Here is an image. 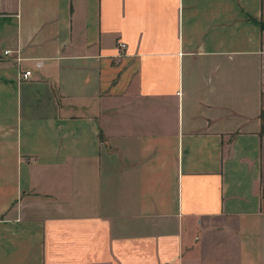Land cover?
Segmentation results:
<instances>
[{"label":"crops","instance_id":"crops-1","mask_svg":"<svg viewBox=\"0 0 264 264\" xmlns=\"http://www.w3.org/2000/svg\"><path fill=\"white\" fill-rule=\"evenodd\" d=\"M263 23L0 0V264H264Z\"/></svg>","mask_w":264,"mask_h":264},{"label":"built area","instance_id":"built-area-1","mask_svg":"<svg viewBox=\"0 0 264 264\" xmlns=\"http://www.w3.org/2000/svg\"><path fill=\"white\" fill-rule=\"evenodd\" d=\"M125 46H126V45H125L124 42H119V43H118V48H119V49H124ZM3 52H4V54H7V53H9L10 51H9V50H5V51H3ZM29 76H30V71H23V72H21V73L18 74V78L21 79V80L28 79Z\"/></svg>","mask_w":264,"mask_h":264},{"label":"trees","instance_id":"trees-1","mask_svg":"<svg viewBox=\"0 0 264 264\" xmlns=\"http://www.w3.org/2000/svg\"><path fill=\"white\" fill-rule=\"evenodd\" d=\"M262 28L264 29V23L262 24ZM261 118V131L264 132V111L260 115ZM263 194H264V188H263Z\"/></svg>","mask_w":264,"mask_h":264}]
</instances>
